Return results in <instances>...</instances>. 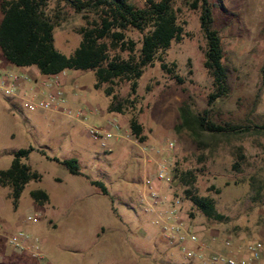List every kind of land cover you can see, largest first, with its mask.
Masks as SVG:
<instances>
[{
  "label": "rangeland",
  "instance_id": "374dc122",
  "mask_svg": "<svg viewBox=\"0 0 264 264\" xmlns=\"http://www.w3.org/2000/svg\"><path fill=\"white\" fill-rule=\"evenodd\" d=\"M192 1H174L184 34L158 53L168 67L174 64L172 72L161 69L156 58L138 80L134 104L122 114L107 111L110 98L102 92L107 85L94 89L92 70H66L65 76L74 83L64 87V105L73 111L82 109L85 114L80 117L29 110L0 88V170L10 165L13 151L32 147L23 162L41 175L39 181L25 185L16 205L6 197L8 189L0 188V264H193L178 247L161 239L158 210L149 207L148 196L143 197L147 194L145 179L153 177L157 163L164 158L171 167L158 194L182 201V218L202 243L223 250L226 238L235 246L255 240L262 243L264 252V135L250 131L198 143L186 131L178 134L174 130L179 122L178 107L187 96L193 98L196 111L207 109L208 118L218 124L245 118L255 125L264 121V92L261 103L251 111L264 63V0H222L226 11L213 8L230 93L212 105L207 104L213 87L203 66L200 10L191 8ZM131 2L143 7L147 0ZM46 12L56 22L55 49L71 55L81 40L77 28L95 15L87 9L76 11L65 0H48ZM126 36L140 46V32L127 30ZM121 56L126 57V52ZM15 68L0 50V74L15 73ZM31 86L25 99L47 98L49 89L40 80ZM113 90L119 99L128 97L129 82L116 81ZM73 94L78 98L75 102ZM10 100L17 103V109H8ZM132 117L142 126L143 142L131 134ZM90 128L112 136L94 139ZM238 146L245 159L233 167L232 152ZM143 147L149 149L146 154ZM46 156L75 158L83 175L70 174ZM175 167L193 172L195 192L214 200L221 220L205 218L192 205L184 186L173 177ZM90 180L103 182L108 195ZM35 189L47 193V203L38 205L32 200L30 191ZM29 212L36 215L35 222L26 218ZM18 231L30 237L23 248L8 242ZM31 238L38 239V250L31 246Z\"/></svg>",
  "mask_w": 264,
  "mask_h": 264
},
{
  "label": "trees",
  "instance_id": "16d2710c",
  "mask_svg": "<svg viewBox=\"0 0 264 264\" xmlns=\"http://www.w3.org/2000/svg\"><path fill=\"white\" fill-rule=\"evenodd\" d=\"M48 0H3L0 21V50L3 57L16 67L34 66L41 75H56L66 70H92L95 78L94 89H101L110 98L107 111L124 113L135 102L138 80L147 66L159 59L160 67L171 73L158 56L167 50L173 41L181 40L183 27L178 22L175 0H147L143 7L135 6L131 0H65L76 11L87 9L95 15L91 22L77 28L81 40L73 53L66 56L54 47V18L46 12ZM192 9L199 8V27L205 40L203 66L212 79V91L207 96V104L227 97L230 93L226 67L223 64V50L218 31L214 27L213 8L226 11L222 0H193ZM55 17V16H54ZM127 30H137L142 34L140 46L127 38ZM127 56L122 57L121 53ZM178 82L181 79L174 76ZM129 82L128 97L119 99L114 93L116 81ZM264 92V63L260 69V80L254 94L251 111H255L262 101ZM133 96L132 98H130ZM194 100L187 96L178 107L179 122L174 126L176 133L186 131L195 142L205 139L216 140L229 134L256 132L264 135V121L252 124L248 118L235 123L218 124L208 118V110L196 111ZM132 136L139 142L145 140L142 126L132 117L129 119ZM32 147L19 148L6 169L0 170V186L10 188L14 205L30 181H39L41 175L23 162ZM44 154V151H41ZM233 167H238L245 157L241 146L234 148ZM47 158L63 165L72 175H83L75 158L59 160ZM174 179L184 186V193L192 205L207 219L221 220L211 197L199 196L195 192V175L191 170L173 169ZM90 184L108 195L103 182L90 180ZM30 197L38 204L48 202V195L42 189L30 191Z\"/></svg>",
  "mask_w": 264,
  "mask_h": 264
},
{
  "label": "built area",
  "instance_id": "2783aa9c",
  "mask_svg": "<svg viewBox=\"0 0 264 264\" xmlns=\"http://www.w3.org/2000/svg\"><path fill=\"white\" fill-rule=\"evenodd\" d=\"M29 79L30 77L26 74L1 73L0 88L4 90L6 95L14 96L20 100L23 106L29 110L52 111L68 117H80L85 114L82 109L73 111L64 105V92L60 79L56 75L46 80H40L41 85L47 86L49 89L47 98L40 100L25 99L23 95L17 93V88L21 81ZM89 134L92 138L99 140L112 136L110 132L96 128H90ZM102 145L105 146L103 141ZM169 148L173 149L174 144L170 143ZM148 150L146 147L141 149L145 154ZM170 167L169 161L164 158L157 163L153 177L145 179L147 194L143 197L148 196L151 200V203L147 202L149 207L158 210L161 239L170 246L178 247L193 264H264L263 245L260 241L252 240L235 246L232 240L226 238L223 240V250L211 248L200 241L196 232L182 218V201L179 198L164 199L158 194L160 183L168 178ZM26 218L33 222L37 220L33 212L27 213ZM215 239L213 236L212 240L215 241ZM29 240V235L18 231L9 237L8 242L15 247L23 248L27 246ZM31 240V246L34 250H38V239L31 238Z\"/></svg>",
  "mask_w": 264,
  "mask_h": 264
},
{
  "label": "crops",
  "instance_id": "0c3cea01",
  "mask_svg": "<svg viewBox=\"0 0 264 264\" xmlns=\"http://www.w3.org/2000/svg\"><path fill=\"white\" fill-rule=\"evenodd\" d=\"M15 69H16L15 73L26 74V75H28L30 77V80H32V81L25 80V81H21L20 82V84L18 85V88H17V93L19 95H24L27 92V90L31 91V89H32L31 83L32 82H39V80H46V79H49L50 77L54 76V75H51V76L41 75L38 72L37 68L34 67V66L16 67ZM65 74H66V71H62V72L56 74V76L60 79L63 92H64V87L67 84V82H71L72 84L74 83V80L72 78L67 79V76H65ZM27 82H29V83H27ZM71 99H72V102H75V101L78 100V98L75 96V94H73ZM17 108H18L17 107V103L16 102H12L10 100V104H9V108L8 109L11 111V110H14V109H17ZM0 188H7L8 192H7L6 197H10L11 198V196H10V188L9 187H1L0 186Z\"/></svg>",
  "mask_w": 264,
  "mask_h": 264
}]
</instances>
